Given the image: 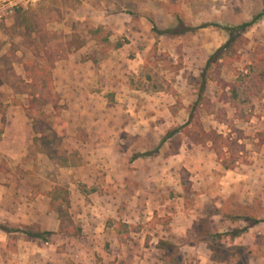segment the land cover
<instances>
[{
	"label": "rangeland",
	"instance_id": "rangeland-1",
	"mask_svg": "<svg viewBox=\"0 0 264 264\" xmlns=\"http://www.w3.org/2000/svg\"><path fill=\"white\" fill-rule=\"evenodd\" d=\"M79 2H24L0 23V75L10 84L17 82L13 74L26 82L24 64L33 58L24 29L15 25L18 10H33L43 19L44 42L60 58L51 71L55 99L40 85L23 95L3 79L0 84V115L23 117L24 123L6 143L22 157L0 161L1 181L13 175L17 189L27 184L44 195L35 200L15 194L21 213H36L38 223L6 221L18 233L8 246L28 243L21 255L28 256L32 247L29 264H264V69L255 66L264 57V0ZM155 17L159 32L177 29L178 18L187 30L207 27L160 36L152 29ZM255 18L212 63L204 98L193 110L199 77L229 41L225 30L213 26L236 28ZM98 27L112 46L122 48L106 53L89 33ZM70 55L95 77L91 89L79 92L78 110L65 101L62 82L54 85L55 68L64 67ZM232 88L237 99L225 103L222 95L232 98ZM191 114L188 130L195 141L183 132L170 136ZM5 123L2 119L0 142ZM236 130L246 153L233 170H225L212 144L201 142V132L235 139ZM48 148L56 152L54 160L45 153ZM140 154L151 155L135 160ZM57 186L68 194L62 208L82 228L78 238L52 233L58 218L45 195ZM18 209L16 203L8 212L16 215ZM167 217L169 225L158 220ZM28 232L43 234L44 240ZM235 232L240 234L233 237ZM9 251L0 252L4 259Z\"/></svg>",
	"mask_w": 264,
	"mask_h": 264
},
{
	"label": "trees",
	"instance_id": "trees-1",
	"mask_svg": "<svg viewBox=\"0 0 264 264\" xmlns=\"http://www.w3.org/2000/svg\"><path fill=\"white\" fill-rule=\"evenodd\" d=\"M76 3L79 4V0H76ZM16 28H22L25 31V38L27 42L29 43V48L33 51V58L29 60L28 62H25L24 64V70L26 74V82L20 78H17L15 74H13V78L17 80L19 85H21V89L16 88L17 82L10 84L9 83V77L8 79L4 75H0V84L3 83L11 87L13 90H15V93H20L23 95H27V93H30L29 90H35L39 85L40 87L46 91L48 94V97L50 99H55V96L51 95V92L53 91V82H52V74L51 71L54 68L55 63L60 59L57 56L56 52H53L50 48L47 47V44L44 42L45 38L47 37L48 31L46 29V26L44 25L43 19L37 18L35 15V11L33 10H18L16 15ZM178 27L175 30L168 31V32H159L156 27H153V31L156 32L158 35H176L181 36L187 31H193L195 32L198 29L206 28L207 26H201L200 28L196 29H190L187 30L183 27V21L181 18H178ZM257 22V18L253 19L250 22H246L236 28H223L218 25H214L213 27L219 28L221 30H225L228 34L229 41L226 45L221 47L213 56H211L206 64L205 69L203 70L201 76L198 79L199 88L197 93V101L195 102L193 106V110L198 108L204 98V92L205 88L207 86V72L210 69L212 63L215 61L218 62L222 59L223 53L227 48L230 46V44L233 43L234 37L238 33H244L249 28L253 27L255 23ZM90 35L95 41L96 44L99 45H105L106 53L110 52L111 50H118L122 48L121 44H117L115 46H112L109 41V36L106 34L101 27H98L96 29L90 30ZM42 41V42H40ZM42 45V46H41ZM81 48V46H80ZM255 66L257 67H263L264 69V57L258 58L255 61ZM5 80V81H4ZM228 86H224L222 88L223 91H226ZM35 92L32 94L31 97H34ZM232 98L228 96L226 92L223 93L222 99L225 103H231L234 99H237L236 91L232 88L231 90ZM37 96V94H35ZM41 95V94H39ZM53 103V102H52ZM54 108L57 110H60L57 107V102L54 101L53 103ZM194 123V116L193 114L190 115L189 122L182 128L172 132L170 136L175 135L176 133L183 132L189 137L195 141L194 137H192L189 133L190 130H188L189 127ZM235 128L232 127V131H234ZM236 133H239V136L235 139L232 138H224L221 135H218L216 132L206 133L201 132V142L205 144L206 142H209L213 146V151L217 155L219 161L221 162L222 166L225 170H233L237 165H239V161L242 159L243 155L246 153L245 146L243 144H240V141L242 139V136H240L242 133L236 130ZM40 142H44L43 140H39ZM47 156L54 160V155H56V152L51 151L49 148L45 151ZM151 154H140L135 156V160L139 158L149 157ZM63 157V154H62ZM74 158V157H73ZM62 167H69L67 163L63 162L61 163ZM184 174L188 175L187 172L183 171ZM67 191L60 186H57L51 193L46 194L45 196L48 197L51 200L49 209L51 212L55 213L57 215L58 221H59V227H58V234L63 235L67 238H78L82 233V228L80 225H78L72 218L70 212L68 209L62 208V203L66 201L67 198ZM68 206V202H67ZM159 222H163L165 225H169L171 222V219L169 217L167 218H158ZM258 222H255L253 225H256ZM4 231H6L8 234L15 233L14 231H9L4 228H1ZM28 237L35 238V239H43V234H32L30 232L25 233ZM240 233L235 232L233 234V237H237ZM45 235H50L45 234ZM14 248H10L9 250H13Z\"/></svg>",
	"mask_w": 264,
	"mask_h": 264
},
{
	"label": "crops",
	"instance_id": "crops-1",
	"mask_svg": "<svg viewBox=\"0 0 264 264\" xmlns=\"http://www.w3.org/2000/svg\"><path fill=\"white\" fill-rule=\"evenodd\" d=\"M84 8V6L82 7ZM87 7H85V10ZM155 15V14H154ZM153 25L155 24V26L153 27H158V23L156 21V17L154 18V20H152ZM143 24H145V22H143ZM171 27H175V23L171 22L170 23ZM153 29V28H152ZM158 30V29H157ZM160 31V30H159ZM164 32V31H161ZM163 36V35H162ZM73 57H75L74 55H70L69 59L66 61L67 63L65 64V66L63 67H57L55 68V72H54V85H57L58 83L56 82L57 80L61 83V87L64 88L65 91H67L68 93V99L65 96V101L69 102V105H71L70 107H73L74 109L78 110L79 109V104L77 103L79 101V92L83 91L84 89H91L92 88V81L95 77H94V72L89 71V69H86L84 66H82L80 63L75 65V60L73 61ZM56 65H58V63H55ZM114 64V62L110 61V66L112 68V65ZM87 87V88H86ZM103 86H101L102 88ZM104 89V88H102ZM71 91V95H69V92ZM75 91L77 93H75ZM71 97V98H69ZM71 99L76 100L74 103H71ZM10 111V110H9ZM85 114V113H83ZM2 119L6 120L5 125H3L2 128L4 129V133H3V139L0 142V158L2 161L3 159H5L6 161H10V160H14L17 159L18 157H22V155L20 156L18 151H10V149L7 147L6 143H7V139L10 138L11 132L14 131L15 129H17L18 132H21V129L23 127V117H20L17 120H14L13 117L7 113L4 116L0 115V124L2 122ZM4 121V120H3ZM108 121V120H107ZM105 125V124H104ZM1 126V125H0ZM106 130L108 131V136L113 135L112 132L110 131V124L107 122V124L105 125ZM101 129V128H100ZM101 133V132H99ZM9 144H13L11 141H9ZM16 146L17 143L15 141H13ZM15 144L14 147H15ZM19 145V144H18ZM13 147V149H14ZM9 168L10 167V163L8 164ZM4 167V166H3ZM2 169L0 167V189H3L4 192L3 194H5L6 196H4V201L1 198L2 193L0 194V252L1 253H7V250L9 251V246H8V241L10 239L11 236H15L17 235V231L13 230V228H9L8 226H6V221H8L10 223V226L16 224V223H21V224H25V225H30V221L34 220L33 223H38V216H36V213H34V215H29L24 213H21V209L23 207H21V204L18 202L17 197L15 196L16 193H19V198L22 199L21 195L22 194H26L29 197H33L35 200H38L39 197H42V193H34L33 188L27 184H22L21 186H19V188L17 189V183L16 181H13V175H9V182H7L6 180L1 181L2 177H3V173ZM6 173H8V171H5ZM14 173V172H12ZM2 182L4 183H8V186L2 187ZM15 184V185H14ZM44 196V195H43ZM50 200V199H49ZM22 201V200H21ZM17 203V207H19L17 214L15 215V213H12L11 211L8 212V209L11 210V208H13V206ZM21 207V208H20ZM49 209V208H48ZM50 210V209H49ZM52 215V214H49ZM53 230L52 233L57 234L58 233V227H59V221L55 224H53ZM4 228L6 230L9 231H14L15 233H11L8 234L6 231H4ZM51 231V230H50ZM23 235V234H22ZM25 235V234H24ZM25 244L28 243H24L22 244L20 241H18L17 244V249H13V251H9V257L10 258H6L4 259V257H2L3 255L0 253V264H5L6 262L10 263H14V264H20V262L22 261L23 264L27 263L29 264L30 260H32V256L31 254H33L32 251V247L30 246V253L28 254V256L23 255L24 257H22L21 255V251L23 250V248L25 249ZM35 253V252H34ZM11 259V260H10Z\"/></svg>",
	"mask_w": 264,
	"mask_h": 264
},
{
	"label": "built area",
	"instance_id": "built-area-1",
	"mask_svg": "<svg viewBox=\"0 0 264 264\" xmlns=\"http://www.w3.org/2000/svg\"><path fill=\"white\" fill-rule=\"evenodd\" d=\"M38 0H15L14 3H10V5H7L6 0H0V23H4L7 21L8 18H12L14 14V9L19 8L23 6V3L26 2L29 3H36Z\"/></svg>",
	"mask_w": 264,
	"mask_h": 264
}]
</instances>
